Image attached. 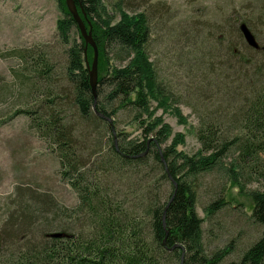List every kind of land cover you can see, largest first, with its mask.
<instances>
[{
	"label": "trees",
	"instance_id": "obj_1",
	"mask_svg": "<svg viewBox=\"0 0 264 264\" xmlns=\"http://www.w3.org/2000/svg\"><path fill=\"white\" fill-rule=\"evenodd\" d=\"M56 1L63 14L58 34L67 47L64 79L52 55L24 51L19 59L28 89L42 92L43 100L22 112L50 144L78 205L62 207L48 197L33 198V205L18 201L0 229V264H264V65L254 55L239 57L224 44L227 35L207 41L214 59L217 49L224 51L225 66L237 79H210L208 89L221 101L202 118L196 132L200 150L189 155L177 150L181 139L172 141L169 125L150 111L153 101L165 107L169 99L146 50L152 36L148 15L119 10L114 23L104 18L102 0H75L98 48L95 111L87 67L95 52L86 48L65 0ZM76 30L81 42H71ZM248 50L259 55L263 49ZM119 51L127 63L116 67L111 55ZM69 107L80 125L68 119ZM124 111L135 114L141 135L118 133L116 145L111 124L98 114L110 118L116 131L115 118ZM205 175H220L247 197L248 222L261 229L236 260L229 261L235 239L212 254L206 251L205 220L197 213L198 184ZM254 183L260 187L249 189ZM224 189L204 208L208 221L235 203Z\"/></svg>",
	"mask_w": 264,
	"mask_h": 264
},
{
	"label": "rangeland",
	"instance_id": "obj_2",
	"mask_svg": "<svg viewBox=\"0 0 264 264\" xmlns=\"http://www.w3.org/2000/svg\"><path fill=\"white\" fill-rule=\"evenodd\" d=\"M102 3L104 18L111 17L114 23L120 20L119 10L130 15H148L152 36L146 50L159 79L168 89L164 97L169 99L165 107L153 101L150 111L155 110L156 116L169 125L172 141L181 139L178 151L197 153L200 144L196 132L201 120L205 114L215 111L221 101L214 89H208L210 79H237L225 66L224 51L217 49L214 59L207 41L223 40L227 35L229 42L224 44L235 49L239 57L254 55L257 64L264 65V51L259 55L250 52L239 31L242 23L247 25L264 49V0H102ZM62 17L56 0H0V229L15 211L18 201L33 205V198L48 197L62 207L78 205L76 192L60 175L59 160L50 144L31 128L30 119L23 113L43 100L42 92L28 89L27 74L19 59L24 51L52 55L59 79H64L62 67L67 47L58 34ZM74 41L81 42L77 30L71 34V42ZM111 57L116 67L127 63L120 51ZM199 97L202 100L195 103L193 100ZM67 115L70 121L80 125L70 107ZM115 121L117 134L140 137L134 113L121 112ZM259 187L258 183L248 186L249 189ZM223 189L224 197L234 199L235 203L219 213L214 222L208 221L204 208L222 196ZM198 196L197 213L205 220L204 245L208 254L235 239L237 248L229 261L236 260L260 238L261 229L248 222L250 200L239 195V190L232 189L228 182L225 184L220 175L202 177Z\"/></svg>",
	"mask_w": 264,
	"mask_h": 264
},
{
	"label": "water",
	"instance_id": "obj_3",
	"mask_svg": "<svg viewBox=\"0 0 264 264\" xmlns=\"http://www.w3.org/2000/svg\"><path fill=\"white\" fill-rule=\"evenodd\" d=\"M65 3H66V7H67L69 13L71 14L75 23L77 24L78 30L81 34V37L83 38V40L85 42L86 48L88 46H91L95 52V57H94V62H93L92 67L89 64L87 67L89 70L90 85H91L92 93H93V96L95 99L94 110L96 111L97 86H98V48H97V45L93 39L91 28L88 30V28L86 27L84 21L82 20L80 14H79L75 0H65ZM240 31L243 35L244 40L246 41V43L249 47L254 48V49H259V45H258L254 35L252 34V32L247 27V25L242 24L240 27ZM98 115H99V117L105 119L106 121H108L111 124L114 139H115V144L117 145V133H116L115 128L113 126V121L110 118H108L102 114H98ZM172 183L174 184L175 188H177V184L173 180H172ZM165 216H166V213L164 215V220H165ZM51 237L62 238L64 236L62 234H54ZM183 258H184V255H183Z\"/></svg>",
	"mask_w": 264,
	"mask_h": 264
}]
</instances>
